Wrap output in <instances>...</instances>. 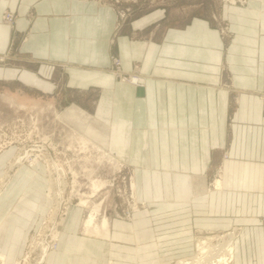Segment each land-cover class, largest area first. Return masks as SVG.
I'll use <instances>...</instances> for the list:
<instances>
[{
	"label": "crops",
	"instance_id": "obj_1",
	"mask_svg": "<svg viewBox=\"0 0 264 264\" xmlns=\"http://www.w3.org/2000/svg\"><path fill=\"white\" fill-rule=\"evenodd\" d=\"M4 8L18 16L11 28L0 22V55L25 33L17 40L18 50L36 67L10 69L16 72L12 78L47 86L48 68L60 66L68 87L100 86L98 112H106L113 82L104 68L114 26L111 9L92 0H0V11ZM28 11L34 13L30 20ZM223 12L232 32L226 48L217 31L198 17L168 28L158 44L117 37L123 67L137 60L145 75L142 95L126 83L116 91L120 105L110 111V122L123 131L120 137L111 134L112 125L75 105L64 109V117L98 144L119 145L116 153L109 150L131 164L137 192L148 204L162 197L183 204L198 226H240L232 264H264V0L225 4ZM223 58L229 84L220 73ZM33 172L26 180L18 167L0 192L13 201L6 214L0 213V223L10 220L15 243L23 238L19 230L35 225L39 206L47 201L45 193H36ZM214 180L219 181L215 187ZM114 224L118 228L110 229L108 220L102 235L88 234L82 221V230L108 242L112 236L131 237L121 221ZM130 227L134 235L136 228ZM4 229L2 223L0 251L6 260ZM139 243L131 256H140Z\"/></svg>",
	"mask_w": 264,
	"mask_h": 264
},
{
	"label": "rangeland",
	"instance_id": "obj_2",
	"mask_svg": "<svg viewBox=\"0 0 264 264\" xmlns=\"http://www.w3.org/2000/svg\"><path fill=\"white\" fill-rule=\"evenodd\" d=\"M92 1L107 6L114 14V26L109 39V64L104 67L113 77L111 88L108 90L112 95L106 99V112H98L99 103L103 100L102 88L96 85L78 89L68 87L65 83V73L61 71L60 66L48 68L49 76L43 78L49 82L47 86L23 81L20 76L12 78V74L16 73L12 71L13 68H36L18 50V42L24 39L25 33H21L19 37L15 36L7 52L0 55V177L5 174L8 163L16 154L26 152L22 162L10 171V178L18 167L23 171V179L26 180L32 177L35 171L32 182L38 189L36 193L41 197L49 191V178L56 180V177H59L62 180L61 185L52 186L57 192L56 197L46 196L47 201L39 206V213L37 212L34 219L35 225L25 227L23 231L19 230L24 232L21 242L15 243L11 240L13 225L10 220L3 218L5 220L0 225L4 223L5 229L2 233L1 249L6 253V260L3 263L0 261V264H107L109 260L112 264H158L166 261L173 264L177 259L184 258L181 256L192 257L198 254L195 242L197 237H210L232 227L198 226L194 219L184 212L183 204L162 201V197L159 202L154 200V203L148 204L143 195L137 192V186L136 193L134 189L133 194L130 181L132 178L134 181L137 179L131 164L122 160L120 168L113 170L108 163L98 161L93 150L81 147L78 141L71 137L70 129L79 127L64 118V109L75 105L88 115L98 117L109 126L112 125L111 134L120 137L119 133L122 134L123 131H117L110 122V111L113 112L120 105L116 91L120 84H130L128 82L132 75H145L137 60H132L128 69L123 67L117 37L124 35L132 41L158 44L162 42L161 38L168 28L184 26L193 17H198L207 21L209 27L217 31L223 48H226L232 38V32L229 20L223 12L224 5H242L246 4L247 0ZM32 12L26 13L27 20L34 15ZM7 15H11L9 22L5 21ZM17 16V11L4 8L0 11V22L11 28ZM144 19L146 20L142 25L134 24L136 20ZM220 66L223 83L229 84L230 76L224 58ZM108 147L116 153L119 145L109 143ZM31 154H36L33 159H30ZM211 181L212 179L209 183ZM95 183L97 186L93 189ZM5 193L4 190L0 194V213L3 214L13 205V201ZM80 198L86 199L87 205L99 202V214L108 218L110 229L118 228L114 223L121 221L131 237L124 239L112 236L111 242L109 241L111 245L108 240L104 241V238L85 234L82 221L87 214V206L78 204ZM56 201L58 210L55 227L59 235L52 244L50 229H42V225ZM130 225L136 228L134 235L130 231ZM137 240L141 242L139 246L143 247L139 249L140 256L133 257L131 255L135 252ZM40 241L47 242L49 246H46L45 256L48 254L44 261L38 259L41 252L38 244ZM18 243H21L20 251H17ZM216 243L210 239L209 245L214 251L218 248H215ZM212 258L205 257L204 260L210 262ZM204 260L196 264H205Z\"/></svg>",
	"mask_w": 264,
	"mask_h": 264
},
{
	"label": "bare ground",
	"instance_id": "obj_3",
	"mask_svg": "<svg viewBox=\"0 0 264 264\" xmlns=\"http://www.w3.org/2000/svg\"><path fill=\"white\" fill-rule=\"evenodd\" d=\"M142 80H143L142 77H140L138 75H132L129 78L128 83H130L134 86L135 85L140 86L142 84ZM69 133H70L72 138H75L78 141V143L81 145V147H83L85 149L93 150L96 153L95 157L98 161H103L105 163H108V165L113 170L119 169L120 166L122 165V160H120L116 155H114L108 148L104 147L101 144L96 143L88 135L79 131V129H76V128L70 129ZM25 153L26 152L16 154V156L12 160H10V162L8 163L7 171L5 172V174L3 176L0 177V192L2 191L3 187L6 185V183L10 179V176L12 174L10 171L13 170V168L16 165H19V163L22 162V157L25 156ZM34 155H36V154H34ZM34 155L31 154L32 157L30 159H33ZM47 169H49V168L47 167ZM49 180H50L49 181L50 182L49 191L45 194V196L56 197L57 192H56V190H54L52 188V186H53V184H60V182L62 180H61V178L59 179V177H56V180H55V178H51V179L49 178ZM217 183H219V181H217ZM217 183L214 180L213 187L217 186ZM130 184H131L130 186H131L133 194H134L135 182H134L133 178L131 179ZM96 186H97L96 183L93 184V189L96 188ZM55 187H57V186H55ZM135 193H136V190H135ZM88 194H90V193H88ZM88 199L90 200L89 197H88ZM86 201H87L86 199L80 198L79 202H78V204L81 206H87V214H86L85 218L83 219L84 230L88 234L95 233V234H101L102 235L103 234L102 231L107 229L108 218L104 214H99V210H100L99 202H96V203L92 202V203L87 205ZM57 210H58V202L56 201L55 206H53L50 209V211H48L49 213L46 216L44 223L42 225V229L44 227L50 229L51 239L53 238L52 244L57 240V236H58V231L56 230V227H55V217L57 215ZM240 229L241 228L238 226H233L229 230H225V232L221 231V233H215V234L213 233L214 235H211V236L209 235L210 237H206V236L197 237L195 242H196V248H197L198 254H195L192 257H184V258L177 259L176 261H174L173 264H196V262L200 263L202 260H204L205 257H213L210 262L208 260L207 261L204 260L205 264H207L208 262H209L208 264H232L233 255H234L235 239L238 236ZM41 239H43V237ZM210 239H213L215 242H217L215 245V248L217 246H218V248L215 251H214L213 247L209 245ZM46 243L44 241H40V243H38L40 246V249H41V252L39 255L40 258L38 257V259L39 260L41 259V261H44L43 259L45 257L46 248H47L46 246H48ZM4 260H5V255L3 252L0 251V261L3 263ZM158 264H170V263L166 261V262L158 263Z\"/></svg>",
	"mask_w": 264,
	"mask_h": 264
},
{
	"label": "water",
	"instance_id": "obj_4",
	"mask_svg": "<svg viewBox=\"0 0 264 264\" xmlns=\"http://www.w3.org/2000/svg\"><path fill=\"white\" fill-rule=\"evenodd\" d=\"M136 95L140 96L143 94V87L142 86H137L135 88Z\"/></svg>",
	"mask_w": 264,
	"mask_h": 264
},
{
	"label": "built area",
	"instance_id": "obj_5",
	"mask_svg": "<svg viewBox=\"0 0 264 264\" xmlns=\"http://www.w3.org/2000/svg\"><path fill=\"white\" fill-rule=\"evenodd\" d=\"M6 18H5V21H7V22H9L10 20H11V15H7V16H5Z\"/></svg>",
	"mask_w": 264,
	"mask_h": 264
}]
</instances>
